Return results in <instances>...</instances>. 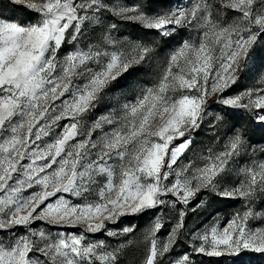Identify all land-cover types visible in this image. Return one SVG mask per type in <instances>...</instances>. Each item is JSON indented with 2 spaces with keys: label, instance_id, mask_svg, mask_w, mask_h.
I'll use <instances>...</instances> for the list:
<instances>
[{
  "label": "snow or ice",
  "instance_id": "snow-or-ice-1",
  "mask_svg": "<svg viewBox=\"0 0 264 264\" xmlns=\"http://www.w3.org/2000/svg\"><path fill=\"white\" fill-rule=\"evenodd\" d=\"M149 64L153 82L133 83ZM205 125L212 142L195 150ZM255 129L264 133V0H7L0 264H121L136 228L127 218L146 215L155 218L142 264H162L182 239L171 264H264ZM203 195L242 210L188 231L189 205ZM169 209L177 217L161 243L157 213Z\"/></svg>",
  "mask_w": 264,
  "mask_h": 264
},
{
  "label": "rangeland",
  "instance_id": "rangeland-1",
  "mask_svg": "<svg viewBox=\"0 0 264 264\" xmlns=\"http://www.w3.org/2000/svg\"><path fill=\"white\" fill-rule=\"evenodd\" d=\"M122 2L131 3L132 0H122ZM184 3H189L190 0H183ZM7 0H0V4H6ZM4 15H13L17 20L21 22H28L30 17L29 14L23 9L20 8L17 11H12L11 8L8 9L4 13ZM122 31L130 33L133 36H143V33L136 28L134 25H123ZM143 38L147 41L151 39V36H143ZM165 53L160 54V58L163 59ZM158 72L155 64L145 65L141 71H139L133 83L137 81L141 82L139 86H148L155 79V75ZM244 86H251L253 83V79H245L241 82ZM100 111H104L102 107ZM95 115V114H94ZM93 117H89L92 119ZM231 123V122H230ZM243 123V122H241ZM223 131L221 130V136H223ZM262 137V140L253 141V143L264 142V133L261 132L260 129L251 130L249 132V138L252 136ZM199 143L195 146V150H199L201 148H205L210 145L212 142V134L207 131V125H205V130L201 132V134L197 137ZM260 145L258 144V147ZM257 159H264V155L257 153ZM245 161L248 160V157H243ZM203 199L207 203L205 206L197 208L196 205L199 203V200ZM243 204L239 200H220L210 195H203L198 199H194L189 208L195 209V211H189L187 216L185 217V224L187 226L188 231H192L194 229H203L204 227H210L213 224L220 223L222 224L225 220L230 219L237 211H241ZM162 215L164 227L158 233V238L163 243L167 239L168 232L170 231L172 225L175 223L177 213L175 210L169 209L165 213H157ZM155 216H143V217H129L127 219L131 220L132 224L136 226L134 233L129 237L133 241V244L130 245L124 254L121 256V264H142L143 261V235L151 228L154 222ZM129 226L127 223L122 225L121 227ZM108 243L115 245L116 241L112 238H109ZM187 249V242L185 240H181V243L176 245L170 254L165 255L162 258V264H171L180 254H182ZM205 264L207 261L205 260Z\"/></svg>",
  "mask_w": 264,
  "mask_h": 264
},
{
  "label": "trees",
  "instance_id": "trees-1",
  "mask_svg": "<svg viewBox=\"0 0 264 264\" xmlns=\"http://www.w3.org/2000/svg\"><path fill=\"white\" fill-rule=\"evenodd\" d=\"M250 139H252L253 141H259V140H262L263 138L255 135V136H252V138Z\"/></svg>",
  "mask_w": 264,
  "mask_h": 264
}]
</instances>
